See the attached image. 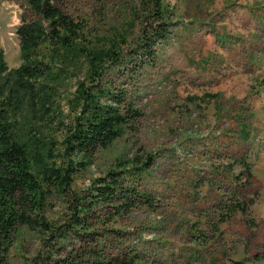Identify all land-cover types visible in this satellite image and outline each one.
<instances>
[{"label": "rangeland", "instance_id": "1", "mask_svg": "<svg viewBox=\"0 0 264 264\" xmlns=\"http://www.w3.org/2000/svg\"><path fill=\"white\" fill-rule=\"evenodd\" d=\"M152 1L168 32L151 46V61L133 70L120 55L122 64L99 70L103 82L127 89L141 115L71 175L70 190L83 194L110 169L140 166L129 184L150 203L111 223L125 233L124 250L143 259L135 264H264V0H52L81 22L91 51L124 56L142 32L154 36ZM28 15L26 0H0L9 69L20 63L15 27ZM84 75V63L66 74L54 120L36 124L56 166L80 160L62 153V138L78 115L74 89ZM42 190L44 217L60 223L70 196ZM40 247L39 233L19 227L4 264H30Z\"/></svg>", "mask_w": 264, "mask_h": 264}, {"label": "trees", "instance_id": "2", "mask_svg": "<svg viewBox=\"0 0 264 264\" xmlns=\"http://www.w3.org/2000/svg\"><path fill=\"white\" fill-rule=\"evenodd\" d=\"M26 3L29 15L20 17L15 27L18 66L7 68L0 50V264L5 263L19 227L41 236V247L30 264L143 262L134 248L125 251L128 246L120 244L124 231L111 226L118 217L131 213L137 203H150L147 195L129 184L132 169L141 167L110 169L94 178L83 194L72 192L70 181L75 171L85 168L97 148L110 146L124 127L141 115L127 89L103 82L99 70L104 62L122 64L120 55L123 64L131 63L133 70L151 61V46L168 32L162 26L166 24L162 20L163 7L159 1H152L148 14L155 37L142 32L139 48L124 56L111 48L91 51L81 22L52 0ZM153 25L157 26L155 30ZM82 63L85 75L74 89L78 115L62 138V153L79 156L80 160L56 166L50 162L54 157L52 142L44 138L42 125L36 124L48 125L54 120L51 113L56 107L57 87ZM137 160L134 156V162ZM42 189L70 196L65 217L58 224H51L43 215Z\"/></svg>", "mask_w": 264, "mask_h": 264}]
</instances>
